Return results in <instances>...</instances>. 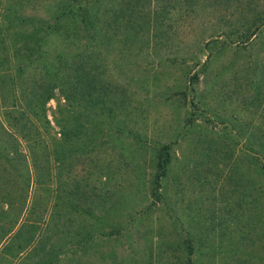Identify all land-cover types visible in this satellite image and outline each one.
Instances as JSON below:
<instances>
[{"label":"rangeland","instance_id":"rangeland-1","mask_svg":"<svg viewBox=\"0 0 264 264\" xmlns=\"http://www.w3.org/2000/svg\"><path fill=\"white\" fill-rule=\"evenodd\" d=\"M72 1L0 0L10 20L20 16L6 31L13 71L21 64L26 76L30 58H38L29 57L33 25L27 20L38 26ZM262 4L152 0L145 11L159 13L151 26L162 36L142 48L137 44L130 54H120L115 42L109 47L110 79L123 85L114 96L126 104L113 119L103 127L93 124L96 117L89 124L82 119L88 125L84 140L61 142L56 159L39 144L34 157L41 184L32 182L28 189L25 164L18 174L14 159L6 161L14 153L0 154V264H14L1 248L23 223L35 224L39 234V251L27 264H184L186 237L194 246V264H264V154L255 153L264 137L257 130L264 124V100H256L264 93V26L234 50L218 52L214 41L253 28ZM46 41L60 45L55 32ZM5 50L0 47V58ZM14 76L0 77L9 102ZM58 101L63 102L57 92L46 104L50 125L34 119L48 142L60 138L55 119H70V110L57 111ZM10 108L7 119L16 114ZM3 116L0 110L1 121ZM2 123L9 126L6 119ZM164 144L170 145L171 162L161 180V199L153 204L155 152ZM21 145L25 154L27 144ZM110 224L120 225L121 234L103 232ZM78 230L90 231L91 241Z\"/></svg>","mask_w":264,"mask_h":264},{"label":"trees","instance_id":"trees-1","mask_svg":"<svg viewBox=\"0 0 264 264\" xmlns=\"http://www.w3.org/2000/svg\"><path fill=\"white\" fill-rule=\"evenodd\" d=\"M141 1L114 0L113 8L109 6V0H74L64 8H59L54 15L50 16L51 20L38 26H36L35 19H28L27 21L33 25L29 39L33 41L34 45L32 48L29 47L31 50L29 57L37 55L38 58H30L29 67L31 70L26 76H24L26 67L21 64H17L13 71L14 68L8 64L9 56L6 52L10 46L6 42V31L10 29V22H14L20 16L12 15L10 20L5 11L0 8V47L6 49L4 51L6 56L0 58V77L4 76L5 79L6 76H11V73L15 75L11 80L15 89L12 92L10 102L6 100L9 95L4 92L2 80L0 82V110L6 117L3 116L4 120L2 119V121L5 123L6 119L9 123V126H4L0 120L2 129L7 134L4 138L0 137V154L14 153L13 158H6L8 159L6 161L11 162V159H14L15 168L19 170L18 174L23 173L26 166L25 188L28 189L32 182L41 184L37 178L39 175L38 170H36L37 159L34 157L39 144L45 143L50 150L49 154L54 155L56 159L55 154H59L58 145L61 142H68L71 145L74 141L84 140L87 135L85 129L88 125L81 123L82 119L87 120L86 123L89 124L92 116L96 117V123L93 124L103 127L108 124L106 123L108 120L113 119L117 110L126 105L123 98L119 99L114 96L119 93L118 87H123V85L114 84L110 79L114 69L110 67V63H107L106 58L109 47L111 49L114 42L113 48L120 54H130L137 44H139L138 48H142L150 38L156 39L162 36V32L158 31L155 26H151L159 13L150 9L145 11L146 7H150L149 4L152 0H149L148 4L141 3ZM254 23L253 28L250 27L240 33L237 32V38L232 37L235 35L233 33L231 38L226 37V35L217 36L224 37L220 40H214L219 42L217 51L223 52L240 48L239 44L247 45L253 36H257L261 27L264 26V0L259 18ZM41 32L43 33L42 36ZM53 32L56 33L57 39H60L59 46H53L46 41V38ZM40 37L43 40L38 41ZM13 45L16 46L18 43ZM18 47L19 50L20 47ZM203 49L207 51L208 56L212 55L209 44H205ZM4 69L6 70L3 71ZM125 90L123 88L122 95L125 94ZM57 92L63 100V102L58 101L57 111L70 110V119H64L63 116L61 118L63 123L60 118L55 119L57 126H60V138H56L54 142H48L46 136L37 130L34 119L41 117L44 123L50 125L45 111L46 104L55 98ZM256 100L263 101L264 93L259 92ZM7 107H11V112L16 113L11 119H7V115L10 113L7 111ZM262 108L264 109V106ZM257 130L263 135L264 124L260 123ZM91 135L92 132L87 136V139ZM21 140L25 141L27 150H29L28 152L26 150L25 154ZM256 145L255 153L260 154L262 152L264 154V137H260ZM20 160L23 161L22 165L19 163ZM170 162L169 144H164L156 149L155 170L150 188L153 204L161 199V180L167 175ZM1 169L0 167V173H4ZM260 172H257V176L261 177ZM55 175L54 170L53 180H55ZM29 182L31 183L29 184ZM110 227L109 230L103 232H107L110 236L121 234L122 227L120 225L110 224ZM36 231L37 226L35 224L25 225L23 223L13 234L9 232L10 236L1 249L4 254L15 259L14 264H27L26 260L31 259L36 255V251H39L35 248L39 242V234ZM76 233L81 238H86V242L92 239L90 231L78 230ZM3 240L4 238H0V241ZM181 248L182 252L184 251V264H194L192 261L194 246L189 237L182 240ZM149 264H152V261Z\"/></svg>","mask_w":264,"mask_h":264}]
</instances>
